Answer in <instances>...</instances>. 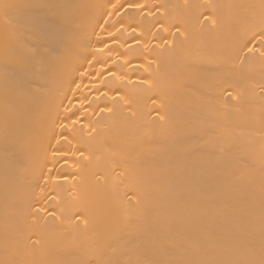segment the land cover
Segmentation results:
<instances>
[{
  "label": "bare ground",
  "instance_id": "6f19581e",
  "mask_svg": "<svg viewBox=\"0 0 264 264\" xmlns=\"http://www.w3.org/2000/svg\"><path fill=\"white\" fill-rule=\"evenodd\" d=\"M0 264H264V0H0Z\"/></svg>",
  "mask_w": 264,
  "mask_h": 264
}]
</instances>
